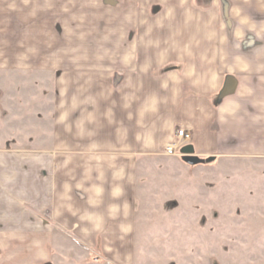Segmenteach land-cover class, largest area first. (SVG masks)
<instances>
[{"label": "crops", "instance_id": "obj_1", "mask_svg": "<svg viewBox=\"0 0 264 264\" xmlns=\"http://www.w3.org/2000/svg\"><path fill=\"white\" fill-rule=\"evenodd\" d=\"M43 72L48 145L0 147V264H135L139 162L181 128L264 159V0H0V75Z\"/></svg>", "mask_w": 264, "mask_h": 264}, {"label": "rangeland", "instance_id": "obj_2", "mask_svg": "<svg viewBox=\"0 0 264 264\" xmlns=\"http://www.w3.org/2000/svg\"><path fill=\"white\" fill-rule=\"evenodd\" d=\"M37 75H0V147L48 145L51 81ZM135 264H264V159L140 161Z\"/></svg>", "mask_w": 264, "mask_h": 264}, {"label": "built area", "instance_id": "obj_3", "mask_svg": "<svg viewBox=\"0 0 264 264\" xmlns=\"http://www.w3.org/2000/svg\"><path fill=\"white\" fill-rule=\"evenodd\" d=\"M177 138L178 140L173 141L167 145L165 149L166 154H169V155L178 154L179 156H183L181 148L183 144L187 145L189 141L191 140L190 133L187 132L185 129H179L177 131Z\"/></svg>", "mask_w": 264, "mask_h": 264}, {"label": "water", "instance_id": "obj_4", "mask_svg": "<svg viewBox=\"0 0 264 264\" xmlns=\"http://www.w3.org/2000/svg\"><path fill=\"white\" fill-rule=\"evenodd\" d=\"M182 153H183L182 156L183 161L189 165L195 166L205 162L204 159H201L194 154V149L192 148V146H185L182 149Z\"/></svg>", "mask_w": 264, "mask_h": 264}]
</instances>
